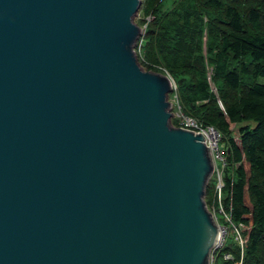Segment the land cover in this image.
I'll return each mask as SVG.
<instances>
[{"label": "water", "instance_id": "obj_1", "mask_svg": "<svg viewBox=\"0 0 264 264\" xmlns=\"http://www.w3.org/2000/svg\"><path fill=\"white\" fill-rule=\"evenodd\" d=\"M140 6L0 0V264H209L212 160L138 64Z\"/></svg>", "mask_w": 264, "mask_h": 264}, {"label": "trees", "instance_id": "obj_2", "mask_svg": "<svg viewBox=\"0 0 264 264\" xmlns=\"http://www.w3.org/2000/svg\"><path fill=\"white\" fill-rule=\"evenodd\" d=\"M163 2L141 0L153 21L139 64L167 73L184 114L221 135L228 162L222 205L231 224L218 220L244 231L243 246L229 238L216 264H264V0H181L162 15ZM214 188L215 180L206 187L207 206L216 204Z\"/></svg>", "mask_w": 264, "mask_h": 264}, {"label": "rangeland", "instance_id": "obj_3", "mask_svg": "<svg viewBox=\"0 0 264 264\" xmlns=\"http://www.w3.org/2000/svg\"><path fill=\"white\" fill-rule=\"evenodd\" d=\"M141 1V0H140ZM181 0H166V2H163L161 8H160V13L164 14L168 11H170L175 5L179 4ZM141 7V6H140ZM142 8H139V11L137 13V15L135 16L134 18V22L135 24L140 28L142 29L141 31V34H140V37L134 47V50H135V54H136V57H137V60H138V64H139V59L142 55H143V50H142V45H144V37H145V33H146V29H147V25L148 23L152 22L153 21V18H151L150 16L149 17H144L143 14H142ZM162 14V15H163ZM205 40V39H204ZM206 54L205 52V47H204V55ZM140 65V64H139ZM141 68L142 65H140ZM144 70V69H143ZM210 71V69H209ZM165 75H167L169 78H171L167 73H164ZM172 80V84H171V87H172V90H171V93L169 94L168 96V101L170 103V112L172 113V119H174L175 121L177 120L176 119V116L180 114V112H183V109L181 107V104H180V101H179V90L177 89V86L174 82V80L171 78ZM260 84H264V79H259L258 81ZM236 131H234L235 133ZM214 180L216 181V177L215 175H211L210 179H209V182H214ZM208 182V183H209ZM215 190V188H214ZM205 199V198H204ZM207 205V204H206ZM219 206V204H215L214 202L210 203L207 208L209 210V212L212 214L216 224L219 226L218 230H219V239L216 243V246H215V249L212 251L211 253V256L209 258V264H216V259H215V253H217V251H220V249H223L224 245L226 244L227 240L229 238H232L235 242H237L239 244L240 247L243 246V242L239 241L238 239V234L240 236L241 239H243V237L241 236L244 229L241 228V227H238L237 228H233L231 227L230 229L228 227H226V224H223L222 221L220 220H217L216 217H222L224 219L223 216L217 214V207ZM224 223H227L224 219ZM229 224V223H227Z\"/></svg>", "mask_w": 264, "mask_h": 264}, {"label": "built area", "instance_id": "obj_4", "mask_svg": "<svg viewBox=\"0 0 264 264\" xmlns=\"http://www.w3.org/2000/svg\"><path fill=\"white\" fill-rule=\"evenodd\" d=\"M170 82L172 84V80L170 78ZM176 126L177 128L192 132L194 135H201L203 137V143L206 148L209 150V154L212 160V174L215 175V196H216V204L217 214L224 217L225 221L231 224L230 217L225 213L223 205H222V188H223V175L224 170L228 165L227 157L224 152V148L221 145V135L220 133L209 125H203L198 120L193 117L180 112L179 115L176 116ZM233 134V137L237 136V131ZM218 220V218L216 217ZM219 227V226H218ZM238 239L241 242V238L238 234ZM243 242V241H242ZM225 259H229V255L224 256Z\"/></svg>", "mask_w": 264, "mask_h": 264}]
</instances>
